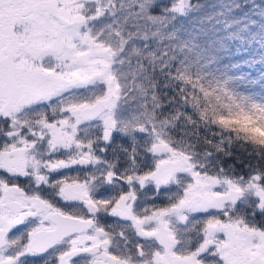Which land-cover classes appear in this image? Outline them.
Here are the masks:
<instances>
[{
	"label": "snow or ice",
	"instance_id": "obj_1",
	"mask_svg": "<svg viewBox=\"0 0 264 264\" xmlns=\"http://www.w3.org/2000/svg\"><path fill=\"white\" fill-rule=\"evenodd\" d=\"M0 264H264V0H0Z\"/></svg>",
	"mask_w": 264,
	"mask_h": 264
},
{
	"label": "trees",
	"instance_id": "obj_2",
	"mask_svg": "<svg viewBox=\"0 0 264 264\" xmlns=\"http://www.w3.org/2000/svg\"><path fill=\"white\" fill-rule=\"evenodd\" d=\"M202 2H208V3H211L212 0H202Z\"/></svg>",
	"mask_w": 264,
	"mask_h": 264
}]
</instances>
